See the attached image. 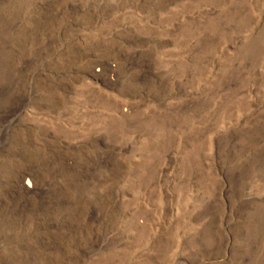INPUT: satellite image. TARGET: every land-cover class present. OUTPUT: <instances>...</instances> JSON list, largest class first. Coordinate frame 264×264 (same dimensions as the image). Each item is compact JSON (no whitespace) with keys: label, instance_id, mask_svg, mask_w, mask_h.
<instances>
[{"label":"rangeland","instance_id":"obj_1","mask_svg":"<svg viewBox=\"0 0 264 264\" xmlns=\"http://www.w3.org/2000/svg\"><path fill=\"white\" fill-rule=\"evenodd\" d=\"M3 85L0 264H264V0H0Z\"/></svg>","mask_w":264,"mask_h":264},{"label":"bare ground","instance_id":"obj_2","mask_svg":"<svg viewBox=\"0 0 264 264\" xmlns=\"http://www.w3.org/2000/svg\"><path fill=\"white\" fill-rule=\"evenodd\" d=\"M7 90H8V86L7 85H5V86L3 85V87L0 89V103L3 101V98L5 97V95L7 93ZM1 109H2V107L0 106V110ZM29 187H30V185H29Z\"/></svg>","mask_w":264,"mask_h":264}]
</instances>
